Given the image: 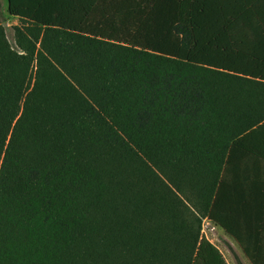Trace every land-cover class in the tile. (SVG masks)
Wrapping results in <instances>:
<instances>
[{"label":"trees","instance_id":"obj_1","mask_svg":"<svg viewBox=\"0 0 264 264\" xmlns=\"http://www.w3.org/2000/svg\"><path fill=\"white\" fill-rule=\"evenodd\" d=\"M7 1L0 264H264V0Z\"/></svg>","mask_w":264,"mask_h":264},{"label":"rangeland","instance_id":"obj_2","mask_svg":"<svg viewBox=\"0 0 264 264\" xmlns=\"http://www.w3.org/2000/svg\"><path fill=\"white\" fill-rule=\"evenodd\" d=\"M24 26L25 24L21 23L17 18L10 16L7 1L0 0V28L3 30L10 48L15 52H20L16 45L15 28L23 29ZM36 67L37 62L34 60L30 67L33 79ZM188 199L196 208L194 210L189 209L192 211L191 214L189 211V213H179L180 218H182L180 220L181 227H179L178 220L171 224L174 244L181 242L184 246H187L192 236L197 234L199 237L204 236L212 243L220 251L227 264H249L235 241L227 236L221 228L215 226L204 217L199 198L194 193H188Z\"/></svg>","mask_w":264,"mask_h":264},{"label":"crops","instance_id":"obj_3","mask_svg":"<svg viewBox=\"0 0 264 264\" xmlns=\"http://www.w3.org/2000/svg\"><path fill=\"white\" fill-rule=\"evenodd\" d=\"M245 257V256H244ZM246 259V258H245ZM246 261L248 262V260L246 259ZM249 263V262H248ZM250 264V263H249Z\"/></svg>","mask_w":264,"mask_h":264},{"label":"water","instance_id":"obj_4","mask_svg":"<svg viewBox=\"0 0 264 264\" xmlns=\"http://www.w3.org/2000/svg\"><path fill=\"white\" fill-rule=\"evenodd\" d=\"M7 1V0H6ZM7 3H8V1H7Z\"/></svg>","mask_w":264,"mask_h":264}]
</instances>
